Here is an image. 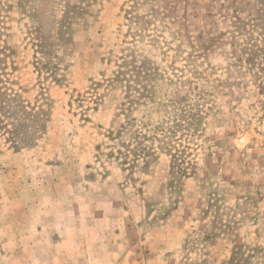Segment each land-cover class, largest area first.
<instances>
[{"label":"rangeland","instance_id":"obj_1","mask_svg":"<svg viewBox=\"0 0 264 264\" xmlns=\"http://www.w3.org/2000/svg\"><path fill=\"white\" fill-rule=\"evenodd\" d=\"M0 25L45 110L0 141V264H264V0H0Z\"/></svg>","mask_w":264,"mask_h":264},{"label":"trees","instance_id":"obj_2","mask_svg":"<svg viewBox=\"0 0 264 264\" xmlns=\"http://www.w3.org/2000/svg\"><path fill=\"white\" fill-rule=\"evenodd\" d=\"M241 24L244 7L235 10ZM236 24V26H237ZM1 28V25H0ZM2 30H0L1 34ZM8 49L0 38V141L11 144L16 149L32 144L34 138L42 131L44 109L33 107L11 85L5 58ZM138 73L139 69H135ZM140 77H142L140 75Z\"/></svg>","mask_w":264,"mask_h":264},{"label":"bare ground","instance_id":"obj_3","mask_svg":"<svg viewBox=\"0 0 264 264\" xmlns=\"http://www.w3.org/2000/svg\"><path fill=\"white\" fill-rule=\"evenodd\" d=\"M245 140H246V139H243V140H241V142L243 143Z\"/></svg>","mask_w":264,"mask_h":264}]
</instances>
